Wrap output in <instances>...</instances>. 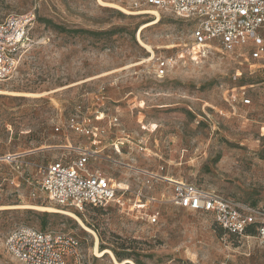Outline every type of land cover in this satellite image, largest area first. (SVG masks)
I'll return each instance as SVG.
<instances>
[{
    "label": "rangeland",
    "instance_id": "obj_1",
    "mask_svg": "<svg viewBox=\"0 0 264 264\" xmlns=\"http://www.w3.org/2000/svg\"><path fill=\"white\" fill-rule=\"evenodd\" d=\"M31 10L32 43L0 81L6 91L0 92V207L71 211L96 232L99 249L120 262L264 264L258 233L232 235L209 213L168 201L159 208L160 222L150 225L117 206L75 209L34 199L27 182L36 164L74 157L67 146L83 145L99 151L92 170L132 190L168 199L167 177L264 209V57L252 59V46L226 52L218 43L202 53L192 23L168 13L141 31L154 14L134 9L133 0H0V21ZM170 57L173 66L158 77L157 60ZM83 101L92 125L105 130L100 138L56 130L75 119ZM95 110L105 118L96 121ZM114 117L116 127L109 124ZM10 154L23 155L11 161ZM20 225L72 233L83 243L86 264H116L109 253L96 255L95 235L73 217L32 208H0V264H24L5 247Z\"/></svg>",
    "mask_w": 264,
    "mask_h": 264
},
{
    "label": "built area",
    "instance_id": "obj_2",
    "mask_svg": "<svg viewBox=\"0 0 264 264\" xmlns=\"http://www.w3.org/2000/svg\"><path fill=\"white\" fill-rule=\"evenodd\" d=\"M133 8L139 11L151 8L191 22V38L202 53L212 43H218L226 52L252 46V59L264 57V0H133ZM35 22L33 10L11 13L0 21V81L12 75L21 53L31 45V30ZM173 64V57L159 58L157 76L164 77ZM104 99V95L96 96L100 103ZM244 103L250 104L251 100L245 99ZM76 113L75 119L56 130H63L68 138L72 131L95 138L105 134V130L93 126L92 119L87 116L91 114L88 101L77 105ZM93 117L101 121L105 113L95 110ZM109 124L118 126V118L114 117ZM67 147L76 156L35 165V174L27 179L32 198L75 209L117 206L150 225L160 222L162 214L159 208L169 201L183 209L211 214L215 222L232 235L249 237L247 229L254 226L255 234L264 239L263 208L240 204L183 180L165 179L172 186V195L168 199L163 192L157 197L146 194L142 189L132 190L130 186L116 183L107 173L92 170L89 164L97 158V149L83 145ZM22 155L10 154L7 157L16 161ZM147 185H150L149 180ZM5 247L24 264H86L80 238L60 230L20 225L9 232Z\"/></svg>",
    "mask_w": 264,
    "mask_h": 264
},
{
    "label": "bare ground",
    "instance_id": "obj_3",
    "mask_svg": "<svg viewBox=\"0 0 264 264\" xmlns=\"http://www.w3.org/2000/svg\"><path fill=\"white\" fill-rule=\"evenodd\" d=\"M101 2H103V0H100ZM127 11V10H125ZM144 12H147V13H152L154 14V17L152 20L146 22L143 24L142 28H141V31L149 26H152V25H155L157 23L160 22V19H161V16L160 14L157 12V11H144ZM143 13V12H142ZM139 40L151 51L153 52V48L149 45V44H146L144 43V41L142 40L141 38V34H139ZM0 92H6L4 89L3 90H0ZM18 94H23V95H40V94H37V93H27V92H24V93H19ZM167 178V177H166ZM169 180H174L175 179H172V178H168ZM177 180V179H176ZM0 208H32V209H35V210H40V211H51V212H64L68 215H70L71 217H73L74 219H76L85 229L91 231L95 237H96V245H95V252H96V255L99 256V257H102L104 256L105 254L109 253L111 258L113 259L114 263L116 264H125L126 262H129L131 264H137L136 262H134L132 259H125L123 262H120L117 260L115 254L110 250V249H99V238L96 234V232L94 230H92L90 227H88L87 225L84 224V222L82 221V219L76 215L75 213L71 212V211H66V210H63V209H59L57 207H54V206H49V205H38V204H26V205H9V206H2Z\"/></svg>",
    "mask_w": 264,
    "mask_h": 264
},
{
    "label": "trees",
    "instance_id": "obj_4",
    "mask_svg": "<svg viewBox=\"0 0 264 264\" xmlns=\"http://www.w3.org/2000/svg\"><path fill=\"white\" fill-rule=\"evenodd\" d=\"M247 233L248 234H254V233H256V229H255V227L254 226H250L248 229H247ZM119 256V255H118ZM135 262L137 263V264H142L140 261H138V260H135Z\"/></svg>",
    "mask_w": 264,
    "mask_h": 264
},
{
    "label": "crops",
    "instance_id": "obj_5",
    "mask_svg": "<svg viewBox=\"0 0 264 264\" xmlns=\"http://www.w3.org/2000/svg\"><path fill=\"white\" fill-rule=\"evenodd\" d=\"M162 191H160V194H161ZM161 220V219H160Z\"/></svg>",
    "mask_w": 264,
    "mask_h": 264
}]
</instances>
